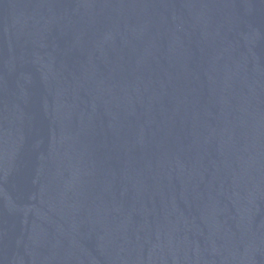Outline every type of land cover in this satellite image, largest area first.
I'll use <instances>...</instances> for the list:
<instances>
[{
    "label": "water",
    "instance_id": "obj_1",
    "mask_svg": "<svg viewBox=\"0 0 264 264\" xmlns=\"http://www.w3.org/2000/svg\"><path fill=\"white\" fill-rule=\"evenodd\" d=\"M0 264H264V0H0Z\"/></svg>",
    "mask_w": 264,
    "mask_h": 264
}]
</instances>
